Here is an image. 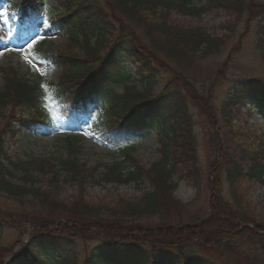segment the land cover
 <instances>
[{
  "label": "trees",
  "instance_id": "1",
  "mask_svg": "<svg viewBox=\"0 0 264 264\" xmlns=\"http://www.w3.org/2000/svg\"><path fill=\"white\" fill-rule=\"evenodd\" d=\"M247 2L260 10L254 12V15L260 16L256 42L264 49V2L58 0L64 11L55 24L68 36L69 47L72 48L61 53L56 62L62 69L60 83H71L75 87L70 96L78 105L85 106L89 99L99 100L98 112L87 128L112 149L120 150L122 156L121 162L104 167L98 182L140 184L148 179L150 186L140 197L114 206L106 207L82 200L79 196L63 203L51 187L42 192L38 188L27 187V184L15 186L11 176L13 171L27 170L28 167L24 164L17 166L13 162L7 164L10 159L0 141V191L7 194L22 191L24 194L17 195L19 199L31 198L40 211L34 217L24 218L12 212L5 215L0 210V264H161L159 259L148 253H129L117 259L112 251L99 252L102 247L110 249L133 241L141 243L150 238L146 234L148 230L159 246L175 245L173 248H176L182 264H213L198 257L197 249H206L211 243V233H216L223 225L230 228L226 233L221 231L225 236L218 239L217 246L227 253L242 255L249 264H264V235L255 232L245 234L236 229L243 223L251 222L264 230V219L250 216L242 208L239 202L241 196L236 193L235 185L237 177L241 176L264 186V153L245 143L247 139L242 138L239 132L237 135L244 141V147L236 145L238 147L230 149L226 164L227 178L238 195L232 210H223L227 220L215 229H209V236L206 237L199 232L195 235L187 228L184 232L179 229L174 233L162 231L160 234L147 226L152 218L169 224H179L184 220L180 212L188 203L175 196L180 183L178 168L182 165L186 168L197 166L198 148L191 104L203 98L201 93L195 92L189 67L198 56L213 54L220 40L202 27L180 23L175 16L201 17L223 9L234 11L239 17L240 13L248 10ZM36 56L44 57L46 53L38 49ZM127 62L132 65L133 71L124 69L122 64ZM163 69L170 71L171 79L161 92L155 93ZM236 83L222 103L220 113L226 120L231 118L232 107L244 102L248 105L250 100L253 107L264 110V78L243 76ZM60 85L59 82L46 81L40 75L31 81L13 69H3L0 110L7 106L27 108L36 115L40 126L50 130L57 128L59 123L76 125L82 112L76 106L70 112L64 111L61 101L68 98L69 92ZM147 131L156 132L158 159L144 172L140 168L124 169L122 164L135 159L130 140ZM67 143L72 150L76 145V136L70 135ZM219 143L216 134L212 146ZM62 168L69 172L70 180L81 179L82 166L78 159L64 160ZM91 177L95 178V174ZM204 220L200 219L199 225ZM12 221L28 225L31 231L27 243L23 242L18 251L10 249L7 252L1 237ZM185 224L190 223L186 221ZM136 233L144 235L138 238ZM94 239L102 241L100 247L86 252L82 262L78 261L76 254L70 255L72 252L67 250L59 251L56 256L41 253L46 249L69 246L78 241L88 243ZM147 242L155 246L157 243ZM246 243H249L253 256L244 254ZM154 249H150L151 252H155Z\"/></svg>",
  "mask_w": 264,
  "mask_h": 264
},
{
  "label": "rangeland",
  "instance_id": "2",
  "mask_svg": "<svg viewBox=\"0 0 264 264\" xmlns=\"http://www.w3.org/2000/svg\"><path fill=\"white\" fill-rule=\"evenodd\" d=\"M252 1L264 2V0ZM23 5L21 0H0V85L3 80V69H13L20 76L31 81L36 75H40L46 81L56 84L59 82L60 85L62 69L56 62L61 53L72 50L69 47L68 36L55 24L64 10L60 7L58 0H28L26 5H29L27 9L31 12H25ZM247 6L248 10L243 11V14L240 13L239 17L235 14L236 12L223 9L211 11L201 17L175 16L180 23L202 27L220 40L219 47L215 48L213 54L201 58L198 56L195 63L189 67V71L193 74L195 92L203 95L202 99L192 101L191 104L198 163L194 168H186L183 165L178 168L180 183L175 196L182 202L188 203L180 212L184 220L179 224H169L170 222L165 223L152 218L147 223V226L156 229V232L160 234L162 231L174 233L180 231L179 229H183L182 232H184L187 228L195 235L199 232L203 236H209V229H215L217 225L223 224V220H227L223 210L234 207L235 199L238 197L236 193L241 196L239 202L250 216L264 219V186L238 176L235 182L237 192L234 193L226 173L228 151L238 147L236 145L244 147L247 143L264 153V110L253 107L250 100L247 101L248 105L244 102L232 107L230 120H226L220 113L222 103L240 77L264 78V49L256 42L260 16L254 15L260 10L254 5ZM13 27L20 30L23 34L22 39L16 38L10 32ZM38 49L44 51L46 56L37 57L35 52ZM122 66L124 69L133 71L132 65L128 62ZM160 73L161 82L155 87V93L161 92L171 79L169 70L163 69ZM60 87L69 92L68 98L63 102L74 101L70 92L75 87L71 83L61 84ZM89 100L87 112L81 117L82 124H88L99 109V100ZM63 105L70 107V104ZM73 130L67 127H59L57 130L42 127L36 115L27 108L7 106L1 109L0 141L3 144L4 153L10 159L7 164L13 162L17 166L24 164L28 167L27 170L13 171L11 176L15 186L27 184V187H35L42 192L51 187L63 203L70 202L79 196L82 200L107 205L106 207L129 201L131 198H138L149 189L148 179L140 184L98 182L104 173L105 166L112 167L117 162H121V152L112 149L107 142L90 132L84 125L80 127L78 134H73L76 136V145L72 149L75 151L72 152L67 138L72 134L69 131ZM238 132L242 138L247 139L245 143L237 135ZM216 134L220 143L218 146H212ZM130 142L135 159L122 166L124 169L140 168V171L144 172L159 157L156 132L139 133ZM246 148L251 149L248 146ZM68 159L79 160L82 166L81 179L70 180L69 172L63 170L62 162ZM91 174H95V178H92ZM27 189L25 187V192ZM19 193L22 191L9 194L0 191V210L5 212V215L12 212L24 218L38 215L40 211L37 204L31 198L19 199L17 196ZM202 218L205 220L199 225ZM186 221L190 224L186 225ZM229 228L223 225L216 233H211V243L206 249L198 248L197 256L213 264H249L248 259L246 260L242 255L227 253L217 246L216 242L221 236H225ZM236 229L245 234L255 232L264 235V230L251 222L243 223ZM30 231L28 225L12 221V224H8L4 229L1 243L6 251L10 249L16 251L23 242L27 243ZM151 233L148 230L146 234L150 235L148 236L150 238H146L141 243L133 241L126 246H115L110 249L99 248L102 241L94 239L88 243L78 241L69 246H59L60 249L58 247L46 249L41 253L56 256L59 251L67 250L72 252L70 255L76 254L75 257L77 256L78 261L82 262L86 252L92 248H99V252L112 251L117 259L129 253L145 255L148 253L149 256L159 259L161 264H182L176 248H173L175 245L159 246V242ZM135 235L141 238L140 235L144 234L136 233ZM147 241L157 242L156 246ZM248 244L246 243L243 247L244 254L253 256ZM150 249L156 251L151 252Z\"/></svg>",
  "mask_w": 264,
  "mask_h": 264
}]
</instances>
